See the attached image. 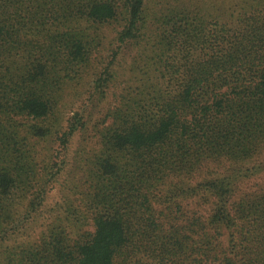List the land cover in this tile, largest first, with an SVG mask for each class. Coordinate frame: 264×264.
<instances>
[{
    "label": "trees",
    "instance_id": "trees-1",
    "mask_svg": "<svg viewBox=\"0 0 264 264\" xmlns=\"http://www.w3.org/2000/svg\"><path fill=\"white\" fill-rule=\"evenodd\" d=\"M112 23L122 59L92 95L115 105L100 150L76 156L82 196L64 199L70 179L53 207L66 160L37 162V139L58 135L64 87ZM81 122L59 135L64 149ZM257 178L264 0H0V264H264V181L239 195ZM50 217L39 242L22 241Z\"/></svg>",
    "mask_w": 264,
    "mask_h": 264
},
{
    "label": "rangeland",
    "instance_id": "rangeland-1",
    "mask_svg": "<svg viewBox=\"0 0 264 264\" xmlns=\"http://www.w3.org/2000/svg\"><path fill=\"white\" fill-rule=\"evenodd\" d=\"M120 30V26L112 23L101 27L100 32L103 36V43L94 54L91 61L90 68L85 70L82 79L71 83L72 86L68 90V85L64 87L63 97L59 99V110L61 112V123L58 127L55 137L50 140L43 141L37 139L38 145L36 146L35 158L37 162H51L65 161L66 168L64 167L63 173L57 182H52L47 187L48 192V205H55L58 201H62L64 195L61 191L60 184L63 183L68 186V182L71 179L73 186H76L75 193L73 190H69L65 194V198L71 197L72 199H79L82 196L84 187V174H87V167H82L76 164V156L79 154L86 155L90 158L91 152H98L101 148L99 145L100 137H98L99 130L105 125L107 120L105 117L109 109L115 105V99L112 95V91L107 92L105 97H100L98 94L95 96L93 93L94 81L98 79L99 73L109 63L116 59V55L119 58L117 64H119L121 56H118L119 43L116 40V32ZM136 54V50L128 51L124 57L126 60L125 73H127L125 79H131L134 76V69L129 68L133 57ZM124 68L120 69L121 73ZM79 116L82 119L83 127L79 132H76L72 137L67 146L64 149L62 146V140L59 135L65 133L68 122L74 116ZM29 121V120H28ZM31 122V121H30ZM83 151V153L81 152ZM213 168L219 167L216 164H212ZM39 170L43 169V164L38 167ZM264 178H257L250 180L247 184L241 186V193L243 195L246 191H255L257 185H261ZM251 192V193H252ZM69 195V196H68ZM80 204V202L78 203ZM192 207L187 208L189 211L195 210L196 202L191 203ZM205 209L209 210V205L205 206ZM51 221V217L48 220L38 219L36 222L27 225L26 231L21 235V239L24 242H39L41 234L47 228V225ZM25 229V228H24ZM91 229V228H89ZM79 229L75 232L79 234ZM82 230V229H80ZM24 231V230H23ZM146 261V259H144ZM160 264V263H158Z\"/></svg>",
    "mask_w": 264,
    "mask_h": 264
}]
</instances>
